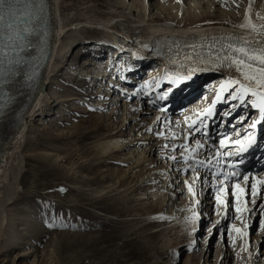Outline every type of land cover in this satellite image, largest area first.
Instances as JSON below:
<instances>
[{
    "label": "rangeland",
    "instance_id": "rangeland-1",
    "mask_svg": "<svg viewBox=\"0 0 264 264\" xmlns=\"http://www.w3.org/2000/svg\"><path fill=\"white\" fill-rule=\"evenodd\" d=\"M126 1L135 5L138 0ZM199 1L210 9L214 5L215 8H222L224 5L220 0ZM224 1L233 2L238 8L244 3L240 0ZM261 1L264 6V0ZM109 2L110 0H60L61 14H64L67 24L85 22V17L92 15L104 20L107 15L114 13L109 10ZM160 2L165 8L173 5L169 0ZM179 5L181 14V2ZM236 7L227 8V12L239 15ZM43 13L46 11L43 10ZM138 13L140 9L133 12V16ZM198 15L202 23L214 17L213 12L205 15L200 12ZM129 33L130 36H139V39L145 34L139 32V29ZM80 38L79 43L71 44L65 57L67 61L52 77L45 91L42 110L23 132V138L16 143L14 153L6 164L5 177L0 180L2 228L5 219L7 221L6 227L0 230V244L7 245L6 250H0V264H247L244 261L247 257L240 232L235 231L242 226L253 259L251 264H264V185L259 184L253 194L251 178L243 181L245 173L232 177L228 174L231 169L225 168L217 161L212 165L210 172L209 169L206 171V189L211 187L207 191L210 192L208 199L200 202L204 199L202 193V198L197 200L201 208L206 206L207 211L202 213L201 208L198 209L197 213L192 215H197L196 225L191 227L186 223L185 229L179 233L176 223H162L163 221L156 217L157 213L170 210L169 202L165 200L161 207H158L150 195L145 194L146 186H139L140 175L124 176L123 172L131 162L128 157L133 156L136 151L129 147L111 152H103L100 149L101 142L113 137L128 138L133 137L142 128L155 129L157 143L163 142L164 146L154 149L153 154L149 155V158L157 159L154 167H164L168 162H174L167 153H175L172 157H176L180 149L187 148L189 153L196 150L197 145L193 138L195 136L196 139L198 133H201L198 140L200 144L203 143L204 137L202 145L210 143L208 134H203V131H206L202 128L203 119L198 120V117L204 114L203 110L210 98H213L214 89L207 93H204V89L198 92L194 90L187 96V91H181L186 88L182 81L178 84L180 86L173 85V91L178 90L174 96L180 92V98H185L174 103L169 102L163 99L161 94L168 88V84H171L170 71H163L157 77L154 74H157L158 65L152 60L150 63H144L141 72L134 74L133 78L130 77L131 80H123V76L118 77V63H124V60H121L123 53H115L104 32L84 29ZM97 51H101V54H96ZM111 51L114 52L110 54ZM82 52L84 54L81 55ZM76 53H79L78 57H74ZM84 61L96 64L87 65V69L81 70L80 66ZM99 63L100 68H104L105 75L95 87L94 71L101 70L96 67ZM104 64L105 66H102ZM136 64L137 62L135 66ZM128 66V63L125 64V67ZM112 72L117 73V77L109 76ZM215 73L210 78L203 77L195 86H205L207 82L216 83L220 76ZM154 76L156 77L150 79ZM118 82L124 84L121 86L124 92L116 89L121 85ZM190 82L192 81H189L188 88L192 86ZM155 83L159 90L151 92V85ZM52 93H57L58 99L57 96H52ZM110 94L112 96H109ZM69 97L74 100L56 102ZM150 100L154 104H149ZM124 102H127V105H124ZM128 105L132 107L131 111L125 110ZM243 106L248 109L251 107L250 104ZM138 107H142L143 111L152 112L140 114L136 109ZM231 108L228 103H223L216 117L225 115ZM16 111L13 110L12 113ZM157 113L160 116L157 119L159 122L152 125L156 123L153 118ZM229 115L225 129L213 126L211 131L215 137V140H211L213 145L220 146L219 150L224 154L230 152L228 148H231V141L236 138L233 136L239 133L244 136L255 119L252 110H247L246 113L230 111ZM141 119L143 122L139 125L137 122ZM166 126H169L168 130ZM177 127L179 137L171 140L169 129ZM222 128L225 134H218ZM230 129L232 134L229 133ZM185 130L191 134L185 135ZM230 136L233 140L228 139ZM221 139L225 140L223 147L220 144ZM178 140L181 146L177 148L174 144ZM193 143L195 146H192ZM125 154H128L127 158ZM183 161V157L181 160L177 159L178 164L182 162L180 165L185 166ZM171 163L170 169L174 167ZM147 172L148 168L143 172L144 175ZM203 173L204 171L201 174ZM152 175L155 179L154 174ZM194 175L195 169H188L186 166L183 176L192 179ZM182 180L181 185L179 179L175 183L173 181L172 188L182 186ZM215 181L219 185H215L213 189ZM221 181L224 192L220 195L224 203L218 204L216 197ZM236 182L242 183L244 190L239 199L232 194ZM155 186L154 184L151 187ZM185 196L186 188L174 199L173 210L180 204V197ZM189 200V196L184 199L186 204ZM237 207L247 210L237 212ZM201 214H207V217H199ZM49 224L54 226L49 227ZM254 236L257 238L255 244Z\"/></svg>",
    "mask_w": 264,
    "mask_h": 264
},
{
    "label": "bare ground",
    "instance_id": "bare-ground-1",
    "mask_svg": "<svg viewBox=\"0 0 264 264\" xmlns=\"http://www.w3.org/2000/svg\"><path fill=\"white\" fill-rule=\"evenodd\" d=\"M240 1H243L244 3L239 8L236 7L233 2L229 3L227 1L220 0V2L224 4L222 8H215L216 5H214L213 8L210 9V7H206L203 3H200L199 0H169L170 4H173L169 8H165L164 6H162L160 0H138L135 5L131 2L127 3L126 0H110V2L107 4L109 10L113 11L114 13L107 15L108 17H106L104 20L96 15H92V17L85 15V22L76 21L67 24L64 14H61L60 0H44V7L42 11H40L41 20L44 22V26L41 25L40 27L41 33L39 35V38L42 40L43 44L45 43V50L43 64L40 67V77L38 78L35 84L37 88L32 95H28L23 90V84H29L26 83V81L29 80L28 77H31L30 71H34L35 75L37 73V66L32 64V62L35 63L37 59L33 55L34 53L32 52V49L29 48L24 53H22L21 63L15 69L16 74L7 76L1 90L3 95L0 104V180L2 177H5L6 164L14 153L16 143L21 138H23V132L26 130V128H28L30 122L39 115V111L42 110V103L46 95V88L51 82L52 77H54L59 72L61 65L67 61V58L65 57L71 44L80 42L78 40H81V31H83L84 29L101 30L106 34V38L113 45V50L115 51V53H123L121 56V60H124V63H122V65L124 66L122 69L121 64H119L120 69L118 71V77L123 76V80H131L134 74H139L141 72V67L144 63H150L152 60L158 65L157 74L154 75L158 77L160 73H163V71H170L172 73L171 81L177 76L183 78L184 76L189 75V70L194 68L195 71L191 73L189 79H181L175 83L171 82V84H168V88H166L163 92L164 94H166V96L163 93L161 95L164 96L163 99H167L169 102L173 103L179 100H183L185 97L181 99L180 92L179 94H177V96H174L175 92H177L178 90L175 92L173 91V85L176 84L177 86H180L178 84L182 81V83L186 84V88L181 91L182 93L184 91H187V96L191 95L194 90L195 92H198L204 89V93H207L211 89H214L213 98H210V102L207 104V107H205L208 108L212 105V101L216 99L217 92L220 89L221 81L228 79H242L239 73L236 72L234 66L231 68L227 66H221L220 61L216 59L217 56L223 57L231 51V49H228L226 45L229 43H238L240 38H243L244 40L248 41L253 47H264V27H261L262 25H264V6L261 5L262 1ZM179 2H181L182 6L181 14ZM142 7L143 11H141ZM229 7H236V10L239 12V15L236 16L233 15V13H230L229 11L227 12V8ZM137 9H140V13L133 16V12L137 11ZM223 9L225 10L223 11ZM43 10L46 11L45 14L43 13ZM200 12H203V15L208 12H213L214 15L212 16L214 17H210L209 20H206L202 23L198 15ZM246 15L248 18L251 19L252 23L257 26V32H253L249 27H240V25L246 24ZM96 20H99V22H97ZM183 20H185V22H183ZM136 29H139V32L145 33L144 37H141L143 40L139 39V36H130L129 31H136ZM135 39L137 40L134 42ZM256 42H259V44L257 45ZM114 51H111L110 54H112V52ZM97 53L99 55L101 54V51H97L96 54ZM82 54H84V52H82L81 55ZM152 54L157 56L158 59H152V57H150V55ZM98 55L97 57H100ZM78 56L79 53H76V55H74V57ZM109 58L112 60L111 56ZM147 58L150 59V61L147 60ZM136 62L137 64L135 66ZM127 63L130 65L128 67H131L130 71H133L131 74H127L126 72V69L128 67H125V64ZM90 64L95 65L96 63L84 61L80 66V69L85 70L87 69V65ZM100 65L101 63H99V65H96L97 69H101ZM178 70L180 74H177ZM74 72L75 71H73V73ZM99 72L98 70L94 71V78L96 82L93 86L95 87L97 86L98 81H101V78H103V76L105 75L104 68L99 70ZM213 73H215V75L217 76H220L216 83L213 82V84L210 82L209 84V82H207L205 86L201 84L200 86L199 84L195 86V84L198 83L203 77L209 76L210 78V76H214ZM113 75L114 77H117V73L115 74L113 72L112 75L109 76ZM127 75H129L128 78ZM156 76L151 77L150 79H153ZM207 80L209 81L210 79H206L205 81ZM189 81H192L190 82V85L192 84V86L190 87L191 89L188 88L189 86L187 87ZM120 84V87L117 86L118 88H116L118 89V91L123 90V87L121 86L124 84ZM156 84L157 83L151 85V92L159 90V87ZM32 85L34 86V83H32ZM234 88L235 86H233V88L228 89V91L221 93L219 100H221V98L223 97V102L228 103L232 107L230 109L232 113L239 111H243L246 113L247 110H252V112L256 115V119L259 115L257 109H253L252 107H249V109L248 107L245 108L243 104H237L238 100H232L229 97V93L232 92ZM51 95L57 96L56 99H58L57 93H52ZM109 96L112 95L110 94ZM250 98L251 97H246V100ZM71 100L74 99L69 97L68 99H61L56 102H68ZM126 103L127 102H124V105H127ZM152 103L153 101L150 100L149 104ZM28 104L29 106L27 107ZM127 109L131 111L132 107H129L128 105L125 110ZM136 109L138 110V112H140V114H147V112H152L151 110L143 111L142 107H138ZM13 110L17 111L15 113H12ZM230 111H227L226 114L228 115ZM251 114L252 113H250V115ZM129 115L130 117L132 116L131 112ZM19 116L21 119L18 125H15L16 120L19 118ZM205 116L201 117L199 115L198 120L203 119L205 121ZM158 117L160 116L157 113L155 115V118H153L156 120V123H151L152 125H155L159 122L157 120ZM208 117L210 119L209 125H212L214 119H212L211 116ZM193 121L194 120L192 119V122ZM141 122H143V119H141L140 121L138 120L137 123L141 125ZM259 126L262 128V130L258 134V139L262 135V132H264V122L260 123ZM181 127L183 128V126ZM166 128L168 130L169 126H166ZM178 128L179 127L175 129H169V132H171V136L169 138H171V140H174L172 139L174 137H179L177 136ZM212 128L209 126L207 131H203V134H208V137L210 138V143H205L203 147L197 148L195 151H192L190 153L189 149L187 148L180 149L179 155L177 154L174 159V162H168L170 161L169 158L167 161L168 163L164 167H154L155 161L157 162V159L149 158V155L153 154L154 149L156 150L158 149V147L164 146L163 142L159 144L157 143L158 141L155 129L148 130V128H142L139 132H136L133 137L128 136V138H122L121 136L113 137L107 141L101 142L100 149L103 152H111L114 150H123L124 148L129 147L130 149L136 151L133 156L130 155L128 157V154L124 155L126 156V158H129V161H131L123 172L124 176H135L137 174L140 175L139 186H146L145 189L147 190V193L145 194L150 195L151 199L154 200L155 205L157 204L158 207H161V204H163L165 200L168 201L170 204V210L166 213L159 212L156 214V217H159L160 221H163L162 223H176L178 225L177 231L179 233H182L183 229H185V226L187 225L186 223H188V225L190 226L196 225L197 215H195V217L192 215L193 213H197V210L201 208L198 203L199 201L197 200L199 198H202V193H204V199H201L200 202H205L208 199L207 196L210 192L207 191L211 187L206 189V184H208V177L206 171L209 169L210 172L212 165H214V163H216L217 161H219L220 164H223L225 168L232 165V162L230 160L231 155H225L223 152H220V146L213 145L214 142L211 140H215V137H213L211 133ZM248 131H250V127H248L246 133ZM229 133L232 134L231 129ZM187 134L188 133L185 130V135ZM199 136L201 137V133H198L196 139L194 136L193 142H197L199 140ZM242 136L243 133H239L238 135L233 137H236L235 139H237ZM233 137L230 136L228 139L230 140ZM204 139L205 137L202 138V144H204ZM146 144L148 145L146 146ZM174 145H177V148L181 146L179 140ZM192 146H195V144ZM231 148H228V150L230 151ZM218 152L219 156L217 155ZM167 154L169 155V157H172L175 153L170 154L168 152ZM181 157H183V159L185 160L183 161V163L185 162V166L180 165L182 164V162H179V164L177 162V159L181 160ZM185 157H188V159L186 160ZM163 159L164 158H162L161 161L164 163ZM238 160H242V158ZM200 161H203L204 163L201 164L199 163ZM170 163L174 165V167H171V169L169 168ZM186 166L188 169H195L196 175H194L192 179L191 177L187 179L185 176H183ZM147 168L149 169V172L144 175L143 172H145ZM231 169L232 170L230 171L228 170V174H231L232 177H235L236 172L233 170V168ZM248 170L249 176H252L249 177L253 180L252 184L256 185V192L258 189V185L262 184L260 183V181L264 180V169L262 170V172H260L259 175L253 174L255 170H253L252 168ZM202 171H204L203 175L201 174ZM152 174H154L155 179H153ZM245 176L243 175V181H245ZM178 179L180 180V185L181 179H183L182 182L184 183L182 184V186H174V188H172L173 181L175 183V181H178ZM220 180L221 179H219V181ZM186 181L188 182L187 184L185 183ZM224 182L226 183V181ZM154 184L156 186L151 187ZM215 185L218 186L219 184L215 181L214 186L212 187L213 189ZM235 185H239V187L243 189L242 183L240 184L236 182ZM189 186L193 188L195 193L194 195L193 193H190L188 191ZM185 188L186 196H189L190 200L186 204L184 201L186 196L184 198L180 197V204L176 207V209L173 210L172 208L174 207V199L179 197V195L185 190ZM244 202L245 200H243V203ZM191 205H193L192 208ZM201 211L202 213H205L207 211L205 205L201 208ZM199 217H207V214H201ZM2 222L0 223V230L5 228L7 224V221L5 219V226L3 225L2 228ZM239 229H241L240 236L242 238L243 247L247 257L244 261L247 262V264H251L253 262V259L251 258V253L249 252L247 247L245 229H243V226ZM256 239L257 238L254 236V244L256 242ZM5 248H7V245L4 246V244L1 243L0 250L2 249V251H4L6 250Z\"/></svg>",
    "mask_w": 264,
    "mask_h": 264
},
{
    "label": "snow or ice",
    "instance_id": "snow-or-ice-1",
    "mask_svg": "<svg viewBox=\"0 0 264 264\" xmlns=\"http://www.w3.org/2000/svg\"><path fill=\"white\" fill-rule=\"evenodd\" d=\"M43 7L44 0H0V77L16 74L15 69L21 63V54L32 47L31 37L38 34L36 22L39 20V12L42 11ZM246 21V24H242L240 27H249L253 32H257V26L252 23L247 15ZM261 27H264V25ZM256 43L257 45L259 44V42ZM226 47L231 49V51L223 57L217 56L216 59L220 61L221 66L229 68L234 66L242 79L221 81L216 99L203 112L207 116H211L212 106L220 99L221 93L235 86L234 90L229 93V97L232 100L240 101L241 104H250L253 109L258 110V118L254 119L249 125L254 130L258 124L264 122V47H253L243 38H240L238 43L227 44ZM194 71V68L190 69L189 75L183 78L177 76L172 82L189 79ZM28 79H31V77H28ZM246 97L251 98L246 100ZM194 123L195 121H193ZM191 126L189 125V127ZM199 130L197 129V131ZM255 139V133L251 132L245 135L243 139L237 138L231 141L236 146L235 154L239 155L248 151L255 143ZM220 144L222 147L225 146V140L221 139ZM196 145L197 148L203 147L199 141L196 142ZM217 155L219 156V152ZM225 155H229V153H225ZM171 159H175V157H171ZM185 159L187 160L188 157H185ZM199 163L203 164L204 162L200 161ZM248 179L249 177H244L245 181ZM185 183L187 184L188 182L186 181ZM260 183L264 184V180L260 181ZM233 188L235 191L232 194L239 199L243 195L244 190L239 185H234ZM255 188L256 185L253 184V194H255ZM61 191H64V189H61ZM188 191L193 193V195L195 194L191 186H189ZM223 192V181H221V187L216 197L218 204L224 203L220 195ZM242 210L247 209L236 208L237 212ZM262 225H264V221H262ZM48 226L53 227L54 225L49 224ZM235 231L240 232L241 229L236 228Z\"/></svg>",
    "mask_w": 264,
    "mask_h": 264
},
{
    "label": "water",
    "instance_id": "water-1",
    "mask_svg": "<svg viewBox=\"0 0 264 264\" xmlns=\"http://www.w3.org/2000/svg\"><path fill=\"white\" fill-rule=\"evenodd\" d=\"M44 50H45V46H44V48H43V53H42L41 56H40L39 62H38V64H37V73H36V75H35L36 77L34 78V81H33V83H34V88H33V90H32V93L29 94V95H32L33 92H34V91L36 90V88H37V86H35V84H36L38 78L40 77V70H41L40 67H41L42 64H43ZM20 119H21V118H20V116H19V118L16 120L15 125H18Z\"/></svg>",
    "mask_w": 264,
    "mask_h": 264
}]
</instances>
